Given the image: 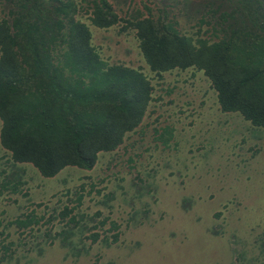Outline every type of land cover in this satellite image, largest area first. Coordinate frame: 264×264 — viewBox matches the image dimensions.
Segmentation results:
<instances>
[{
    "label": "rangeland",
    "instance_id": "1",
    "mask_svg": "<svg viewBox=\"0 0 264 264\" xmlns=\"http://www.w3.org/2000/svg\"><path fill=\"white\" fill-rule=\"evenodd\" d=\"M110 2L122 17L150 7L168 14L183 32L196 30L194 0ZM88 16L79 14L103 58L149 70L135 32L121 31L123 23L96 28ZM149 75L155 84L150 118L116 150L101 153L93 169L44 177L31 164L15 163L0 141V234L10 233L0 242L14 241L9 253H17L0 264H264V127L222 111L203 71ZM167 127L174 128L168 146L158 139ZM6 181L9 187L23 181L21 191L11 193ZM65 205H76L77 224L61 219ZM33 209L45 220L54 216V233L84 248L91 240L83 236L100 230L96 223L110 216L120 224V241H100L76 258L63 243L45 245L42 253L33 249L42 233L25 238L10 224ZM109 222L99 226L109 229ZM5 254L0 245V257Z\"/></svg>",
    "mask_w": 264,
    "mask_h": 264
},
{
    "label": "trees",
    "instance_id": "2",
    "mask_svg": "<svg viewBox=\"0 0 264 264\" xmlns=\"http://www.w3.org/2000/svg\"><path fill=\"white\" fill-rule=\"evenodd\" d=\"M83 11L96 28L123 23L121 31L135 32L149 70L103 58L92 29L79 17ZM192 11L196 30L185 33L168 14L156 15L150 7L122 17L110 0L0 2L2 147L15 163L31 164L44 177L68 168L93 169L101 153L116 150L150 118L155 84L149 73L162 78L191 68L208 77L222 111L264 127V0H194ZM173 138V127L158 136L166 146ZM22 182L9 187L6 181L4 188L18 193ZM75 206L65 205L61 219L77 224ZM54 220L33 209L10 224L25 238L42 233L34 250L43 253L45 245L63 243L72 246L68 254L74 258L100 241H120V224L110 216L96 223L100 230L83 236L91 240L85 248L54 233ZM108 221L111 228L99 226ZM1 233L0 239L8 232ZM5 240L0 261L17 255L9 253L14 241Z\"/></svg>",
    "mask_w": 264,
    "mask_h": 264
}]
</instances>
